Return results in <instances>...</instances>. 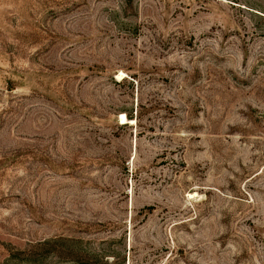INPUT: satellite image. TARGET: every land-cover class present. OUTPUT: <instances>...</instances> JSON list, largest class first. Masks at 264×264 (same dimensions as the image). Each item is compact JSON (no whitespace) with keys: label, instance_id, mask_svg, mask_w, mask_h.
I'll list each match as a JSON object with an SVG mask.
<instances>
[{"label":"rangeland","instance_id":"rangeland-1","mask_svg":"<svg viewBox=\"0 0 264 264\" xmlns=\"http://www.w3.org/2000/svg\"><path fill=\"white\" fill-rule=\"evenodd\" d=\"M0 264H264V0H0Z\"/></svg>","mask_w":264,"mask_h":264},{"label":"bare ground","instance_id":"bare-ground-1","mask_svg":"<svg viewBox=\"0 0 264 264\" xmlns=\"http://www.w3.org/2000/svg\"><path fill=\"white\" fill-rule=\"evenodd\" d=\"M120 119L122 120V122L124 123V122H127V121H129V120H127V118L125 117V115L124 114H121V117H120ZM119 119V120H120ZM129 122H133V121H129Z\"/></svg>","mask_w":264,"mask_h":264}]
</instances>
